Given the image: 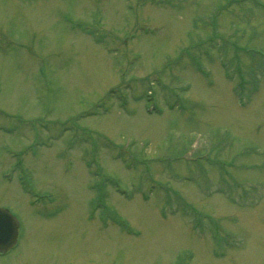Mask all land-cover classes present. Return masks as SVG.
Wrapping results in <instances>:
<instances>
[{
	"label": "rangeland",
	"instance_id": "rangeland-1",
	"mask_svg": "<svg viewBox=\"0 0 264 264\" xmlns=\"http://www.w3.org/2000/svg\"><path fill=\"white\" fill-rule=\"evenodd\" d=\"M0 207V264H264V0H0Z\"/></svg>",
	"mask_w": 264,
	"mask_h": 264
},
{
	"label": "water",
	"instance_id": "water-1",
	"mask_svg": "<svg viewBox=\"0 0 264 264\" xmlns=\"http://www.w3.org/2000/svg\"><path fill=\"white\" fill-rule=\"evenodd\" d=\"M19 222L9 210L0 207V252L9 251L17 243Z\"/></svg>",
	"mask_w": 264,
	"mask_h": 264
}]
</instances>
